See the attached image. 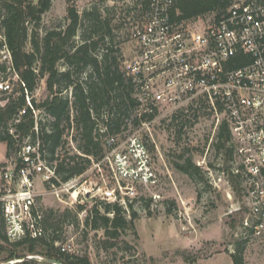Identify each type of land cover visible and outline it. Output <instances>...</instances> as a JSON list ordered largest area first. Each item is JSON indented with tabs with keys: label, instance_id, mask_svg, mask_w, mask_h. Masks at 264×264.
Here are the masks:
<instances>
[{
	"label": "built area",
	"instance_id": "built-area-1",
	"mask_svg": "<svg viewBox=\"0 0 264 264\" xmlns=\"http://www.w3.org/2000/svg\"><path fill=\"white\" fill-rule=\"evenodd\" d=\"M93 6L104 16L112 12V21L126 27L131 55H121L120 64L131 78L135 115L150 116L160 110L194 114L208 107L220 116L217 126L226 122L232 149L229 168L210 174V179L228 188V172L240 179L244 201L242 206L238 204L237 211L243 216L236 239L245 244L264 242V0H233L220 18L211 13L208 22H202L200 16L176 20L174 0H88L86 9ZM3 19L0 12V63L9 73L0 75V90L9 91L11 81L18 76L12 69ZM197 22L203 25L198 27ZM25 99L32 108L28 95ZM23 112L20 110L18 117ZM32 115L36 133L38 111L32 108ZM99 130L103 132L105 127L99 126ZM72 131L71 127L68 143L74 148ZM9 132L14 134V129ZM102 146L101 155L90 158L84 173L55 184L54 168L46 164L37 134L35 138L24 136L15 154L0 169L6 241L12 244L47 234L44 211L36 203L46 192L36 189L37 181L57 198L71 190L72 203L81 204L89 195L93 203H116L126 214L129 204L134 206L142 199L136 197L138 187L159 184L149 150L137 131L121 139L107 135ZM88 171L98 179L93 193L91 181L85 177ZM54 245L61 252L72 253L70 242L58 240Z\"/></svg>",
	"mask_w": 264,
	"mask_h": 264
},
{
	"label": "trees",
	"instance_id": "trees-1",
	"mask_svg": "<svg viewBox=\"0 0 264 264\" xmlns=\"http://www.w3.org/2000/svg\"><path fill=\"white\" fill-rule=\"evenodd\" d=\"M232 1L174 0L173 17L176 20H190L213 13L215 18H220ZM50 5L51 0H37L35 3L28 0H0L12 69L18 76L12 81L15 83L14 88L9 91L0 90V94H3L0 95V142L6 144L5 157H11L24 136L35 138L37 134L41 149L45 152L46 164L54 168L56 179L52 181L59 184L84 173L90 166V158L95 159L101 155L104 137L123 132L127 129V120L136 126L154 115L137 116L133 113L135 100L132 97L131 78L121 69V54L112 39V18L108 14L102 15L97 6L79 13L77 5L68 0L64 26L48 29L39 36L37 31H33L34 25L39 24L41 15ZM29 25L33 26L30 33ZM80 28V39L75 41ZM28 40L30 50H26ZM59 62L65 65L63 70L58 69ZM6 73H9L7 67L0 63V75ZM42 77H45L48 95L36 103L30 97V92ZM64 91H69V94L64 95ZM26 95L32 108L38 111L36 133L33 130L32 108L26 104ZM22 109L24 112L18 117ZM178 115L182 114H174L173 117ZM16 118L18 121H15ZM99 126L105 127V130L101 132ZM71 127L74 148L68 143ZM11 128L14 134L9 132ZM229 138L227 124L221 121L217 126L216 147L223 151L226 162L232 154ZM173 165L179 171L205 181L206 174L190 157L174 161ZM228 178L238 192L240 179L230 172ZM99 204L102 210L94 203L85 223L92 229H103L105 248H109L116 244L115 239L123 232L134 228L136 213L132 204H129L128 214L116 203ZM77 207L78 210L84 208L81 204ZM69 214L70 211L66 210L60 216L64 220ZM43 223L47 234L40 239L10 243L13 250L8 253L5 261L26 255H40L63 264H91L87 254L61 252L54 245L60 239V228L58 222L54 221L52 211H44ZM0 238L6 240L1 202ZM231 245L229 255L233 264H245L242 256L244 241L236 240ZM0 248H3L2 244ZM12 264L48 263L22 260Z\"/></svg>",
	"mask_w": 264,
	"mask_h": 264
},
{
	"label": "rangeland",
	"instance_id": "rangeland-1",
	"mask_svg": "<svg viewBox=\"0 0 264 264\" xmlns=\"http://www.w3.org/2000/svg\"><path fill=\"white\" fill-rule=\"evenodd\" d=\"M70 1L80 10H86L88 0ZM67 4L68 0H51L50 8L41 15L39 24L34 25V28L28 26L29 33L33 28V31L42 36L48 29L63 27ZM106 14L112 16V12ZM211 17V13H206L199 18L202 22H208ZM202 22H197L198 27L203 25ZM117 23H120V19ZM111 24L113 43L124 58L130 57L131 44L126 27L116 24V21ZM81 29L75 36V41H79ZM30 49L28 40L26 50ZM57 67L63 70L65 65L59 62ZM8 77L9 75L7 80ZM14 86L15 83L11 81L10 87ZM63 94L67 95L69 91H64ZM47 95L45 77L39 78L30 97L38 103ZM173 116L174 114L160 110L146 124L134 126L127 120V129L118 134V139H121L124 135L137 131L149 150L160 181L152 188H137L136 197L142 199L134 202V228L123 232L115 239L116 244L112 247L105 248L106 237L101 227L92 229L85 223L94 204L92 197L88 195V199L81 203L84 208L78 210L77 206L80 204L72 203L71 190L57 198L48 193L40 182H36V189L46 192L38 197V207L43 211H52L54 221L58 222L57 226L60 228L59 242H70L72 253L87 254L91 264H233L229 254L231 244L238 240L235 233L239 231L238 223L243 213L230 211L238 204L242 206L244 199L240 192L241 186L237 192L232 185L228 188L221 183L213 184L210 179V174L214 176L219 170L227 172L229 168L223 151L216 147V124L220 116L208 107L198 113L182 114L176 118ZM5 153L6 144L0 142V169L10 160L5 157ZM187 157L206 174L207 182L174 167V161ZM208 170L212 173H208ZM85 177L91 181V189L94 188L92 193L95 192L97 177L92 171H88ZM155 195L159 197L153 199ZM96 203L102 210L100 204ZM66 210L70 214L63 220L60 215ZM0 244L3 246L0 248V263L15 262L18 258L5 261L13 246L1 238ZM242 256L245 264H263L264 242L250 241L245 244Z\"/></svg>",
	"mask_w": 264,
	"mask_h": 264
},
{
	"label": "water",
	"instance_id": "water-1",
	"mask_svg": "<svg viewBox=\"0 0 264 264\" xmlns=\"http://www.w3.org/2000/svg\"><path fill=\"white\" fill-rule=\"evenodd\" d=\"M238 209V206L234 207L231 209L230 212L232 211H236ZM22 260H34V261H39V262H45V263H48V264H63L55 259H52V258H46V257H43V256H39V255H27L25 257H22V258H18V259H15V262H19V261H22ZM15 262H6V263H0V264H12V263H15Z\"/></svg>",
	"mask_w": 264,
	"mask_h": 264
}]
</instances>
